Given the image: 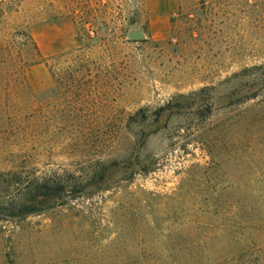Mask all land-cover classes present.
<instances>
[{
    "label": "rangeland",
    "instance_id": "374dc122",
    "mask_svg": "<svg viewBox=\"0 0 264 264\" xmlns=\"http://www.w3.org/2000/svg\"><path fill=\"white\" fill-rule=\"evenodd\" d=\"M58 20L78 46L43 58ZM259 86L264 0H0V202L82 187L0 215V264H264Z\"/></svg>",
    "mask_w": 264,
    "mask_h": 264
},
{
    "label": "trees",
    "instance_id": "16d2710c",
    "mask_svg": "<svg viewBox=\"0 0 264 264\" xmlns=\"http://www.w3.org/2000/svg\"><path fill=\"white\" fill-rule=\"evenodd\" d=\"M62 57L61 55L56 57V59ZM257 96H260L262 98L261 103H264V87L259 86L257 88ZM167 108H170V106ZM172 108L178 109L180 108V104L175 103ZM134 166L139 168V171H146L148 163L136 162ZM15 179V183L18 186H22V191L25 192V196L21 200H10L5 203L0 202V215L5 213H11L12 215H29L37 213L39 207L53 205L55 202L69 199L82 191L79 182H68V179L64 178H45L43 184L35 180L23 182L20 175H17Z\"/></svg>",
    "mask_w": 264,
    "mask_h": 264
},
{
    "label": "crops",
    "instance_id": "0c3cea01",
    "mask_svg": "<svg viewBox=\"0 0 264 264\" xmlns=\"http://www.w3.org/2000/svg\"><path fill=\"white\" fill-rule=\"evenodd\" d=\"M181 0H145V9L150 22L166 19L179 9ZM31 38L37 52L43 58L61 54L78 46V37L73 24L68 20H58L32 29Z\"/></svg>",
    "mask_w": 264,
    "mask_h": 264
}]
</instances>
